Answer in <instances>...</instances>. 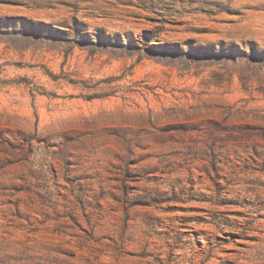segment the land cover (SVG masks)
Instances as JSON below:
<instances>
[{
    "label": "rangeland",
    "instance_id": "rangeland-1",
    "mask_svg": "<svg viewBox=\"0 0 264 264\" xmlns=\"http://www.w3.org/2000/svg\"><path fill=\"white\" fill-rule=\"evenodd\" d=\"M0 264H264V0H0Z\"/></svg>",
    "mask_w": 264,
    "mask_h": 264
}]
</instances>
